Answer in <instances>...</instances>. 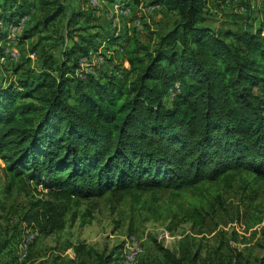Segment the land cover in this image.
<instances>
[{
	"label": "trees",
	"instance_id": "trees-1",
	"mask_svg": "<svg viewBox=\"0 0 264 264\" xmlns=\"http://www.w3.org/2000/svg\"><path fill=\"white\" fill-rule=\"evenodd\" d=\"M207 2L118 0L119 10H129L118 17L129 22L140 23L142 8L175 14L168 30L142 44L129 23L125 31L96 23L92 0H0L3 21L30 15L18 45L59 17L67 18L70 41L59 58L40 48L37 71L16 64L20 74L0 79V165L7 180L0 195L15 187L28 195L45 189L23 213L27 227L60 231L80 201L108 195L117 202L131 196L152 217L165 213L202 233L220 201L200 188L220 180L230 185L236 174L264 181V17L253 27L255 15L242 13L237 31L211 26ZM36 10L39 17L29 25ZM7 42L0 30V54ZM89 51H99L103 63L81 71L79 60ZM188 189L192 195L183 198ZM163 192L181 198L161 200ZM2 209L0 201V219ZM195 240L182 237L172 250L153 239L158 254L140 264H225V257L248 264L227 243L225 252L223 242L205 248ZM8 243H0V253ZM83 247H72L65 262L122 264V245L110 252ZM257 263L264 264V253Z\"/></svg>",
	"mask_w": 264,
	"mask_h": 264
},
{
	"label": "rangeland",
	"instance_id": "rangeland-1",
	"mask_svg": "<svg viewBox=\"0 0 264 264\" xmlns=\"http://www.w3.org/2000/svg\"><path fill=\"white\" fill-rule=\"evenodd\" d=\"M92 1L96 7H102V10L105 9L103 7H107L105 10H101L102 17L101 15L96 16L94 20L96 23H100L107 29L113 27L112 23L111 26L109 24V21H112L109 15L113 13V17L116 18L114 22L117 29H120L125 23H129L130 28L135 26L139 35L137 36L142 44L154 42L152 41L155 40L153 38L168 30L175 19L174 13L162 8V10L156 9L151 12L144 11L140 23L136 24L135 20L129 22L128 18L118 17V13L114 12V4L116 3L118 6V0L114 4L98 0H96L97 3ZM246 3L248 5H245ZM82 8L88 7L83 4ZM206 9V15L210 19L208 24L237 31L243 24L244 16L242 13L254 14L255 23L253 27H257L258 22L264 17V0H213L209 6L207 4ZM6 10L7 8L1 7L2 13H6ZM88 11V9L85 10L86 13ZM37 17H39V11L36 10L33 12L29 25ZM79 20L80 25L83 26L85 24L84 18H79ZM66 22V17H59L48 28L42 29L36 35L25 40L24 44L17 45L19 57L11 63L12 65L0 67V79H9L10 76L20 74L27 67L37 71L39 69L38 52L42 47L59 58L62 49L70 42L65 36ZM87 22L89 23V21ZM144 23L148 28L143 26ZM40 36L43 39H40ZM48 36H54V38ZM36 41H39L40 44L34 52L30 50V46ZM111 49H113L112 46ZM33 52L34 56L30 57L29 55ZM16 64L23 65L22 70L20 69L18 73L13 71ZM169 97H165L166 103ZM6 183L7 180L3 176L0 165V189H3ZM200 189L210 200H212V195L214 197L218 195L220 201V206L207 218L202 233H194L198 229H193L190 222L176 224L178 218L176 220L170 219L165 216V213L161 217H152L151 213L141 206L142 202L135 201L131 196L117 202L114 197L104 195L91 201H80L73 208L76 212L75 217L72 219L69 213L65 226L60 231L34 235L29 243L25 259L19 262L21 238L27 231L31 230L21 220L23 213L32 197L36 198L45 189L42 191L40 186L36 189L31 188L28 195L25 191L15 187L5 195H0V201L3 205L2 218L0 219V243L4 239L9 240L6 248L0 253V264L5 262L13 264L15 258V264H67L65 259L73 256L72 247L82 245L85 252L88 248L98 252H110L123 245L124 238L129 234H134L142 240L143 252L139 256L140 262L138 259L139 263L137 264L158 254L153 239H156L164 247L173 250L176 249V244L178 246V241L182 237L187 239L191 235L196 238L197 243L205 248L223 242V248L226 252L227 243L230 248L236 251L237 249L241 250L246 256L248 264H258V259L264 253V181H256L247 174H236L230 185L220 180L207 183ZM181 194L183 198H188L192 192L188 189ZM181 194L168 195L167 192H163L160 193L159 197L161 200L171 197L173 203L181 198ZM141 197L142 199L152 198L149 194H142ZM228 259L229 257H225L227 260L225 264L235 263L234 259Z\"/></svg>",
	"mask_w": 264,
	"mask_h": 264
},
{
	"label": "built area",
	"instance_id": "built-area-1",
	"mask_svg": "<svg viewBox=\"0 0 264 264\" xmlns=\"http://www.w3.org/2000/svg\"><path fill=\"white\" fill-rule=\"evenodd\" d=\"M93 2V1H92ZM95 3L96 0H94ZM114 4V3H112ZM114 12L122 14L123 16L127 15L129 10L123 9L119 10L120 6L114 4ZM244 10V8H243ZM112 18V24L115 26L114 19H116L114 14L109 15ZM30 15L26 14L22 16L19 20L11 23L3 21L0 17V30L6 34L8 40L7 44L2 46V53L0 54V67L3 65H10L12 62L16 61L19 57L18 50V36L23 31L26 22L29 21ZM138 24V21L136 22ZM100 51V50H99ZM99 51H89L87 55H84L79 60V66L81 71L92 72L91 67L93 65L99 66L103 63V57L98 53ZM30 57L34 56V52L29 55ZM127 66V63H125ZM79 74L81 72L79 71ZM31 230L27 231L21 238L20 243V255L18 256V261L21 262L25 259L27 254V249L29 243L34 238V235L39 233L38 229L35 227H29ZM143 252L142 240L134 234H129L124 238L122 245V264H137L139 256Z\"/></svg>",
	"mask_w": 264,
	"mask_h": 264
},
{
	"label": "crops",
	"instance_id": "crops-1",
	"mask_svg": "<svg viewBox=\"0 0 264 264\" xmlns=\"http://www.w3.org/2000/svg\"><path fill=\"white\" fill-rule=\"evenodd\" d=\"M212 1H213V0H208V2H207L208 6H209V3L212 2ZM108 4H109V3H108ZM103 6H104V5H103ZM105 6H106V5H105ZM103 8L106 9L107 7H103ZM105 9H103V10H105ZM156 9L159 10V9H161V8L156 7V6H155V7H149L148 10H144V9L142 8V12H144V11L151 12V11L156 10ZM101 10H102V7H95V8H93V12H92L93 16L96 18V16L101 15V17H102V11H103V10H102V11H101ZM161 10H162V9H161ZM100 13H101V14H100ZM103 15H104V12H103ZM103 18H104V16H103ZM103 18H102V19H103ZM127 28H129V24H128ZM120 30H121V31H125V30H126V28L124 27V25L120 28ZM125 63H127V66H126ZM123 66H124V67H128V62H127V61H124V62H123ZM139 262H140V259H139ZM139 262H138V263H139Z\"/></svg>",
	"mask_w": 264,
	"mask_h": 264
}]
</instances>
